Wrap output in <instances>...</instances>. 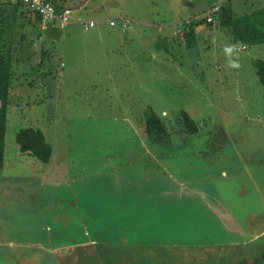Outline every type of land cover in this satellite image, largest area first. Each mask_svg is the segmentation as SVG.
I'll list each match as a JSON object with an SVG mask.
<instances>
[{
	"label": "rangeland",
	"instance_id": "rangeland-1",
	"mask_svg": "<svg viewBox=\"0 0 264 264\" xmlns=\"http://www.w3.org/2000/svg\"><path fill=\"white\" fill-rule=\"evenodd\" d=\"M64 1L73 9L64 28L40 30L27 9L14 27L5 156L8 167L22 170L12 177L0 172V264H57L47 249L83 240L102 244L108 264H131L134 248L141 259L146 253L159 257L149 264H235L261 257L258 47L249 44L235 70L227 68L222 51L232 35L228 24L208 31L207 45H170L189 28L181 21L196 17L180 19L179 37L168 34L169 40L158 30L161 18L203 9L206 0ZM122 18L133 19L129 31L122 30ZM90 20L95 26L85 28ZM148 106L167 125L163 141L161 126L148 133ZM182 110L199 122L198 133L182 130ZM29 126L45 133L54 152L48 164L21 155L16 133ZM37 166L44 172L35 175ZM245 217L256 228L239 237ZM74 251L81 255L71 256L72 263L87 255L83 248Z\"/></svg>",
	"mask_w": 264,
	"mask_h": 264
},
{
	"label": "trees",
	"instance_id": "trees-1",
	"mask_svg": "<svg viewBox=\"0 0 264 264\" xmlns=\"http://www.w3.org/2000/svg\"><path fill=\"white\" fill-rule=\"evenodd\" d=\"M52 1L58 8H62L63 4L61 0H52ZM24 9L26 8L21 4L12 5L8 3L6 0H2V1L0 0V172L1 171L12 172L10 168L13 167V165L11 167H8L6 162V156H5L6 135L8 128V111L11 103L10 98L12 95L11 90L13 87V79H14V71H13V66L15 65L14 41L16 35V33L14 32V27L19 16L23 14ZM210 12L211 9L208 11V13ZM34 14L39 23V16L36 13ZM198 18L199 17H196V20H198L199 22L206 23L205 17L202 20H199ZM216 20L220 21L221 22L220 24L222 25H227V24L229 25V28L232 29L231 31H232L234 43L240 42V44H248V45L264 43V8L263 7L259 8L256 11L253 10L248 14H238L234 12L232 8L226 6L222 7L220 5V12L218 15H216ZM195 24L196 23L193 22L191 26H189V28H187L185 31L186 32L185 35H187L186 37L189 39L190 36L192 35L191 30L193 29ZM130 27L131 26H129L128 28H122V27L121 28L124 31L126 30L129 31ZM255 66H256L257 74L259 76V80L263 86V99H264V60H257L255 62ZM148 109L150 116V120L147 124L148 127H150L148 128L149 130L148 133L150 135H153V128L156 127V125L157 126L159 125L163 129V132L160 133L159 138L163 140L164 132H166V134L169 133L166 131V129H168L167 125L164 123V121L158 118V115L151 107L148 106ZM178 120L183 128L182 130L185 133L195 134L199 132V122H197V120L194 119V117L186 110H182L179 112ZM168 136H171V134H169ZM16 142L19 146L20 152L22 153L23 156H26V158L29 159L32 158L44 163L48 162L49 159L51 158V153L48 147L45 133L43 132L42 129L38 127L29 126V127L20 128L16 133ZM20 161L27 163L28 166L29 164L28 162L30 160L20 159ZM20 170L15 169L14 170L15 174L19 175L20 173H16V172ZM215 208H216V212L218 213V208L217 207ZM227 212L229 216L232 217L231 213H229V211ZM251 214H253V212H251L248 215V217ZM257 217L258 216H254L253 219H256ZM245 222H246L245 226L244 227L240 226L239 228V237L241 233L244 234L247 231L250 230L252 231L255 230L256 228L257 223L255 224V222H253L249 225V221L246 220V217H245ZM237 224L238 223H236V225ZM234 235H237V233H234ZM244 242L245 241H242V243ZM132 251H134L132 252L133 259L127 261L131 264L135 262L134 260H137L136 261L137 264H149L148 263L149 260L154 261L156 258L159 259V257L155 255L149 256L148 253H146V257H143V259H141L142 257L140 251L136 250L135 248L132 249ZM75 257L76 255L74 254L72 259H75ZM238 259L240 260L238 261V263L235 264H264V253L261 257L255 258L253 262L247 261L245 257L244 259L242 258H238ZM215 263L216 260L213 261V264Z\"/></svg>",
	"mask_w": 264,
	"mask_h": 264
},
{
	"label": "crops",
	"instance_id": "crops-1",
	"mask_svg": "<svg viewBox=\"0 0 264 264\" xmlns=\"http://www.w3.org/2000/svg\"><path fill=\"white\" fill-rule=\"evenodd\" d=\"M62 2L65 3L64 0H62ZM66 4V3H65ZM204 8L203 9H196V10H190V12H185L183 14H179L178 16L171 18V17H163L161 18V22L157 24L158 26V30L159 32L163 33V36L165 37V39L169 40L171 37H167L168 34H173V36L175 35L176 37H179V35L176 33V29H177V22L180 19L183 18H189V17H199L201 16L202 12L205 11L206 9H208V11L214 7L215 5H221L222 7H230L232 8V10L238 14H248L251 11H256L259 8H264V0H206L204 3ZM191 9V8H190ZM218 20H215L212 23H205V22H199L196 20V24L194 25L193 29L191 30V36L190 39L187 38L185 35L184 37L180 36L179 39L177 41L174 42H170L169 44L172 45L173 43H177L180 46H186L189 47L191 46L194 42H198V41H202L204 43H206L207 45V32H213L216 28H218L220 26V22L218 23ZM200 26H202V28H200ZM226 29V28H225ZM123 30V29H122ZM136 30V29H135ZM165 34V35H164ZM174 36V37H175ZM229 39L225 44H235L234 40H233V36L229 35ZM223 45V46H224ZM241 45H246V48L243 49L242 51H245L248 49V44H241ZM258 48H264V43L262 44H255ZM209 47V46H208ZM255 48V55L258 54V59L264 60V50L262 49H258ZM168 49L167 47H164V50ZM256 68V66H255ZM163 141V140H162ZM21 153V152H20ZM22 155V153H21ZM52 158H54V152L51 154ZM154 156H156L155 154H153ZM23 156V155H22ZM28 166L31 168L34 165H37V163H35V161H29L28 162ZM48 164V163H46ZM25 165H27V163H25ZM10 170H15L14 167L10 168ZM35 173V175L40 174L41 172H44V170H42V167L40 168V166H37V168L32 169ZM31 171V170H30ZM4 174L8 175V176H15V172H3ZM50 174H53V171L50 172ZM45 189V187H43ZM53 192H57L59 195H61L59 192L60 190H55L52 189ZM36 193V192H35ZM46 193V191L44 192ZM62 196V195H61ZM210 210L213 211V209L211 208ZM47 217H49V213L45 212ZM68 225V224H67ZM85 227V229L87 228V224L86 222H83V225L81 226ZM82 233H85V230L82 229ZM102 240V239H100ZM7 241H13L12 243H14L15 245H17L19 242H17L18 240H7ZM62 243L64 242V240H61ZM84 241V240H83ZM79 242V241H74L72 243L75 244H71V245H60V246H51L49 249V253L54 255L55 258L57 259V264H108L106 262L103 261L101 253H103L105 250H103V246L102 244L98 245L96 244V242ZM1 242V240H0ZM29 242H33V240H29ZM32 244H24V248L26 246H31ZM41 246V245H40ZM42 247V246H41ZM83 248V253H84V258L83 257H79L78 261L76 263H72L73 260H71V256L73 257L74 254H80V251H73L75 249H81ZM81 255V254H80ZM77 257V256H76ZM87 257V258H86ZM126 263V262H125Z\"/></svg>",
	"mask_w": 264,
	"mask_h": 264
},
{
	"label": "built area",
	"instance_id": "built-area-1",
	"mask_svg": "<svg viewBox=\"0 0 264 264\" xmlns=\"http://www.w3.org/2000/svg\"><path fill=\"white\" fill-rule=\"evenodd\" d=\"M8 3L15 5L21 4L27 10L36 13L39 16V27L40 30L47 31L50 29L56 28H64L71 20V14L73 9L71 6L62 2V8H58L52 0H6ZM220 12V5H215L211 8V12L206 16H201L198 19L202 20L204 17L206 18V23H212L216 20V15ZM198 21V20H197ZM121 27L128 28L130 24L133 23L130 18H122L121 19ZM191 19H186L181 21L180 27L191 26ZM110 24L116 26L118 22L115 19L110 21ZM95 26V21L90 20L88 24L85 25V28H90ZM243 49L246 48V45L242 46Z\"/></svg>",
	"mask_w": 264,
	"mask_h": 264
},
{
	"label": "clouds",
	"instance_id": "clouds-1",
	"mask_svg": "<svg viewBox=\"0 0 264 264\" xmlns=\"http://www.w3.org/2000/svg\"><path fill=\"white\" fill-rule=\"evenodd\" d=\"M222 51L226 58L227 68L239 70L241 67L240 56L242 52V46L240 42L235 44H225Z\"/></svg>",
	"mask_w": 264,
	"mask_h": 264
},
{
	"label": "water",
	"instance_id": "water-1",
	"mask_svg": "<svg viewBox=\"0 0 264 264\" xmlns=\"http://www.w3.org/2000/svg\"><path fill=\"white\" fill-rule=\"evenodd\" d=\"M100 264H103V263H100Z\"/></svg>",
	"mask_w": 264,
	"mask_h": 264
}]
</instances>
